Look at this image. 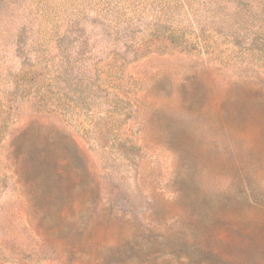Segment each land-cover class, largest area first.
Segmentation results:
<instances>
[{
  "label": "rangeland",
  "instance_id": "1",
  "mask_svg": "<svg viewBox=\"0 0 264 264\" xmlns=\"http://www.w3.org/2000/svg\"><path fill=\"white\" fill-rule=\"evenodd\" d=\"M0 264H264V0H0Z\"/></svg>",
  "mask_w": 264,
  "mask_h": 264
}]
</instances>
